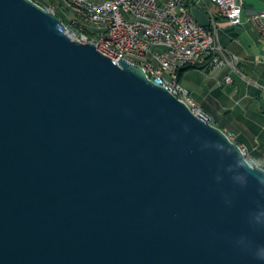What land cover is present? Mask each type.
<instances>
[{
	"label": "water",
	"instance_id": "obj_1",
	"mask_svg": "<svg viewBox=\"0 0 264 264\" xmlns=\"http://www.w3.org/2000/svg\"><path fill=\"white\" fill-rule=\"evenodd\" d=\"M257 170L142 67L0 0V264H264Z\"/></svg>",
	"mask_w": 264,
	"mask_h": 264
},
{
	"label": "built area",
	"instance_id": "obj_2",
	"mask_svg": "<svg viewBox=\"0 0 264 264\" xmlns=\"http://www.w3.org/2000/svg\"><path fill=\"white\" fill-rule=\"evenodd\" d=\"M87 15V33H80L70 21L66 34L74 41L101 48L106 56L119 62L117 54L110 50L111 39H118L125 47L138 53H152L154 58H165L172 71L186 67H230L236 69L239 58L229 54L219 43V20L226 18L230 25L243 24V2L241 0H199L211 20V27L200 26L192 15L188 4L191 0H65ZM51 12L55 13L54 10ZM124 12H132V19H124ZM255 30L264 38V13L251 17ZM95 29H106V37L90 40ZM128 63L142 67L150 73V80L165 87L184 102L195 115L203 110L190 91L182 85L163 83L161 74L155 70L154 62ZM231 84V77L226 78ZM228 134V133H227ZM235 142V137L228 134ZM246 157L247 147L241 146Z\"/></svg>",
	"mask_w": 264,
	"mask_h": 264
},
{
	"label": "crops",
	"instance_id": "obj_3",
	"mask_svg": "<svg viewBox=\"0 0 264 264\" xmlns=\"http://www.w3.org/2000/svg\"><path fill=\"white\" fill-rule=\"evenodd\" d=\"M243 24L232 26L219 20V43L239 58L230 67L191 68L183 71L180 83L190 91L212 123L247 147L250 157L264 169V38L255 30L251 17L264 13V0H241ZM191 4L206 13L199 0ZM231 77L232 83H226Z\"/></svg>",
	"mask_w": 264,
	"mask_h": 264
},
{
	"label": "bare ground",
	"instance_id": "obj_4",
	"mask_svg": "<svg viewBox=\"0 0 264 264\" xmlns=\"http://www.w3.org/2000/svg\"><path fill=\"white\" fill-rule=\"evenodd\" d=\"M70 10L72 9L75 12V17L72 20L75 28L80 33H87L88 26V18L87 15L78 10L77 7L71 5L67 2ZM124 19H132V12H124ZM106 37V29H95L94 33H90V40L99 41ZM98 51L104 55L105 52H102L101 48H97ZM110 50L116 53L119 59H123L125 61L137 62V63H148L154 62L155 70L159 71L161 74V79L163 83H174L175 85H181L179 79V71H172V66L169 61L165 58H154V54L152 53H138L137 50L130 49L129 47H125V45L118 41V39H111L110 42ZM168 73L173 79H169L166 76ZM150 79V73H147ZM186 91H189L186 89Z\"/></svg>",
	"mask_w": 264,
	"mask_h": 264
},
{
	"label": "rangeland",
	"instance_id": "obj_5",
	"mask_svg": "<svg viewBox=\"0 0 264 264\" xmlns=\"http://www.w3.org/2000/svg\"><path fill=\"white\" fill-rule=\"evenodd\" d=\"M42 4L47 10H54L55 13L65 21V24L68 25L75 17V12L68 7L67 1L65 0H37ZM166 76L169 79H173L171 76L166 73Z\"/></svg>",
	"mask_w": 264,
	"mask_h": 264
},
{
	"label": "clouds",
	"instance_id": "obj_6",
	"mask_svg": "<svg viewBox=\"0 0 264 264\" xmlns=\"http://www.w3.org/2000/svg\"><path fill=\"white\" fill-rule=\"evenodd\" d=\"M251 172V170H249ZM253 179L257 181V183L264 184V171L257 170L253 175ZM264 195V192L261 193ZM262 214H264V210H262ZM254 259L264 262V248L261 249L259 253H252Z\"/></svg>",
	"mask_w": 264,
	"mask_h": 264
},
{
	"label": "trees",
	"instance_id": "obj_7",
	"mask_svg": "<svg viewBox=\"0 0 264 264\" xmlns=\"http://www.w3.org/2000/svg\"><path fill=\"white\" fill-rule=\"evenodd\" d=\"M35 2H37L38 4H40V2H38L37 0H34ZM51 1V0H50ZM41 6H43L42 4H40ZM189 8H194L195 6L192 5L191 3L188 4ZM44 7V6H43ZM58 16V15H57ZM59 17V16H58ZM60 18V17H59ZM62 20V19H61ZM63 21V20H62ZM65 23V21H63ZM66 25V24H65ZM191 68H199V67H186L184 69H182L181 71H179V79L181 77V75L183 74V71L186 69H191ZM206 68V67H205Z\"/></svg>",
	"mask_w": 264,
	"mask_h": 264
}]
</instances>
